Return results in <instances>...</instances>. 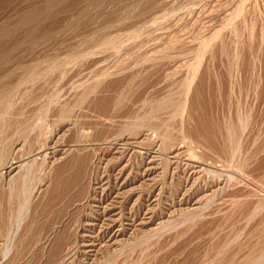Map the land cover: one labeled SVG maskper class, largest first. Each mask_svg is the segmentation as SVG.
Instances as JSON below:
<instances>
[{
  "label": "rangeland",
  "instance_id": "rangeland-1",
  "mask_svg": "<svg viewBox=\"0 0 264 264\" xmlns=\"http://www.w3.org/2000/svg\"><path fill=\"white\" fill-rule=\"evenodd\" d=\"M43 1L0 0V31L13 37L3 40L7 46L25 39L13 27L36 12L39 32H58L30 52L15 51L21 71L11 80L30 84L0 107V264H264V0H66L51 9L53 18L44 15ZM133 73L137 91L117 107L116 88ZM142 88L153 103L177 98L166 139L161 130L135 139L123 131ZM198 120L211 125L209 135L234 124L233 159L206 144L205 131L196 133ZM210 137L223 144L219 134ZM12 160L34 172L21 208L9 198L7 182L16 173L4 164Z\"/></svg>",
  "mask_w": 264,
  "mask_h": 264
},
{
  "label": "bare ground",
  "instance_id": "bare-ground-1",
  "mask_svg": "<svg viewBox=\"0 0 264 264\" xmlns=\"http://www.w3.org/2000/svg\"><path fill=\"white\" fill-rule=\"evenodd\" d=\"M47 1V0H46ZM66 0H52V1H47V2H44L45 3V6H44V15H46V17L47 18H49L50 17V15H52L51 14V12L52 13H55V12H53V11H51V9H53L55 6L56 7H58L57 5H60L62 2H65ZM148 1V0H147ZM152 1V0H151ZM55 2V3H54ZM92 2H94L95 3V0L93 1L92 0ZM92 2H91V4H92ZM43 3V4H44ZM93 3V4H94ZM152 3V2H151ZM43 4H42V6H43ZM91 4H89V5H91ZM41 5V4H40ZM151 5V4H150ZM68 6V5H67ZM76 6V5H75ZM92 6V5H91ZM140 6V5H139ZM55 7V8H56ZM70 7V6H69ZM72 7V6H71ZM74 7V6H73ZM89 7V6H88ZM87 7V8H88ZM136 7V6H135ZM37 9H38V6L36 7ZM55 8L53 9V10H55ZM58 8H60V9H62L60 6L58 7ZM57 8V9H58ZM36 9V10H37ZM40 9V8H39ZM43 9V8H42ZM59 10V9H58ZM58 10H55V11H58ZM69 10H71V8L69 9ZM135 10V9H134ZM139 10V9H138ZM39 11V10H38ZM51 11V12H50ZM66 11V9L64 10V12ZM36 12V11H35ZM42 12V11H41ZM63 12V13H64ZM135 12V11H134ZM138 12V11H137ZM57 14V13H56ZM82 14H84V13H82ZM134 14V13H133ZM43 15V14H42ZM69 15V14H68ZM71 15V14H70ZM135 15V14H134ZM134 15H132L133 17H134ZM145 15V14H144ZM41 15H40V13H38V12H36V13H33L32 15H31V17L30 18H28V19H26V20H24L23 22H21V23H19V24H17L15 27H13L12 29L14 30L13 32H16L17 31V33H21L20 32V30H23V31H25V33H26V35L24 34V36H25V39L22 41L21 40V46H20V44H15L14 46H12V47H10V45L9 46H7V44L5 43V42H3V40H6V38L8 39V38H13V37H11V32L9 31V29H4V30H1L0 31V107H1V105H2V107H3V104H4V102H6V101H8V100H11V99H13L15 96H16V94H17V92L19 91V88H20V86L22 87V84H24L25 82V84H30V83H28L27 82V80H29V79H22L19 75V78H21L20 80H18L17 82H13V81H15V80H11L12 78H14V77H16L15 76V74H17L16 73V69L18 70V71H21V70H19L18 69V66H17V68H16V66L15 65H13V61H14V54H15V51L17 52V50H19L20 48H28V52H30L29 51V49L31 50V48L33 47L34 48V46H37V45H39V44H41V43H44L45 41H47V40H49V39H52V38H55L56 37V35L58 34V32H54V31H52V32H48V30L46 31H41V32H39V30H38V26H36V23H37V20H38V17H40ZM53 16L54 15H52L50 18H53ZM79 16V15H78ZM45 17V18H46ZM120 17V16H119ZM118 17V18H119ZM125 17V16H124ZM127 17V16H126ZM129 17V16H128ZM131 17V16H130ZM132 17V18H133ZM42 18H44V17H42ZM120 19V18H119ZM118 19V20H119ZM124 19V18H123ZM40 20H41V17H40ZM129 20V19H128ZM131 20V19H130ZM136 20V19H135ZM139 20V19H138ZM46 21V20H45ZM121 21V20H120ZM116 22V21H115ZM119 22V21H118ZM125 22V21H124ZM128 22V21H127ZM122 24V23H121ZM136 24V23H135ZM41 25H42V23H41ZM67 25V24H66ZM124 25V24H123ZM126 25V24H125ZM124 25V26H125ZM65 27V26H64ZM63 27V28H64ZM121 27V26H120ZM124 28V27H123ZM135 28V27H134ZM12 29H11V27H10V30L12 31ZM146 29V28H145ZM63 29H61L60 31H62ZM19 31V32H18ZM22 31V32H23ZM59 31V32H60ZM102 32V31H101ZM125 32V31H124ZM128 32V31H127ZM103 33V32H102ZM101 33V34H102ZM142 33V32H141ZM14 34H16V33H14ZM23 34V33H22ZM21 34V35H22ZM98 34H100V33H98ZM98 34L97 33H94V36L92 37V38H94L95 37V35H97L98 36ZM104 35H105V33H103ZM14 37H15V35H13ZM23 36V37H24ZM58 36V35H57ZM106 36V35H105ZM22 37V36H21ZM102 37H103V35H102ZM107 37V36H106ZM143 37V36H142ZM96 38V37H95ZM95 38L93 39L94 41H96L95 40ZM104 38V37H103ZM108 38V37H107ZM113 38V37H112ZM129 38V37H128ZM99 39V38H98ZM97 39V40H98ZM102 39V38H101ZM106 39V38H105ZM119 39V38H118ZM9 40V39H8ZM10 41V40H9ZM8 41V42H9ZM180 41H182V40H180ZM98 42V41H97ZM96 42V43H97ZM106 42V41H105ZM108 42V41H107ZM178 42V41H177ZM209 42V41H208ZM11 43V42H10ZM99 43V42H98ZM101 43V42H100ZM102 43H104V41L102 42ZM111 43V42H110ZM132 43H134V42H132ZM162 43V42H161ZM164 43V42H163ZM12 44H13V42H12ZM144 44V43H143ZM172 44V43H171ZM195 45V44H194ZM210 45V44H209ZM41 46V45H40ZM109 46V45H108ZM115 46V45H114ZM158 46V45H157ZM171 46V45H170ZM42 47V46H41ZM143 47V46H142ZM176 47H178V46H176ZM36 48V47H35ZM202 48V47H201ZM136 49V48H135ZM197 49V48H196ZM33 50V49H32ZM108 50V49H107ZM27 51V50H26ZM117 51V50H116ZM122 51V50H121ZM194 51V50H193ZM161 52V51H160ZM130 53V52H129ZM113 54V53H112ZM142 54V53H141ZM188 54V53H187ZM118 55V54H117ZM165 55V54H164ZM170 55V54H169ZM173 55H174V53H173ZM25 56V55H24ZM125 56V55H124ZM155 56V55H154ZM163 56V55H162ZM137 57V56H136ZM167 57V56H166ZM169 57V56H168ZM15 58H17V57H15ZM23 58V57H22ZM148 58V57H147ZM24 59V58H23ZM23 59H21V60H23ZM138 59V58H137ZM146 59V58H145ZM144 59V60H145ZM177 59V58H176ZM16 60V59H15ZM19 60V59H18ZM17 60V61H18ZM134 60V59H133ZM136 60V59H135ZM139 60V59H138ZM154 60V59H153ZM20 61V60H19ZM49 61V60H48ZM52 61V60H51ZM16 62V61H15ZM45 62V61H44ZM47 62V61H46ZM132 62H134V61H132ZM131 62V63H132ZM173 62V61H172ZM178 62V61H177ZM233 62V61H232ZM20 63H22V61H20ZM48 63V62H47ZM148 63V62H147ZM165 63V62H164ZM175 63V62H174ZM15 64V63H14ZM35 64V63H34ZM39 64V63H38ZM37 64V65H38ZM135 64H137V63H135ZM151 64V63H150ZM149 64V65H150ZM156 64V63H155ZM200 64V63H199ZM233 64V63H232ZM235 64V63H234ZM17 65H19V66H21L20 64H17ZM30 65V64H29ZM31 65H33V63L31 62ZM30 65V66H31ZM36 65V64H35ZM35 65H33V66H35ZM36 65V66H37ZM71 65V64H70ZM134 65V64H133ZM132 65V66H133ZM140 65V64H139ZM23 66H25V64L23 65ZM30 66H28V67H30ZM135 66V65H134ZM148 66V65H147ZM162 66V65H161ZM229 66V65H228ZM233 66V65H232ZM27 67V68H28ZM38 67H40V65L38 66ZM38 67H37V69H38ZM76 67V66H75ZM131 67V66H130ZM144 66H142V68H143ZM159 67V66H158ZM183 67V66H182ZM19 68H21V67H19ZM25 68H26V66H25ZM36 68V67H35ZM44 68V67H43ZM126 68V67H125ZM231 68V67H230ZM41 69V68H40ZM39 69V70H40ZM71 69V68H70ZM135 69V68H134ZM159 69V68H158ZM24 70V69H23ZM30 70H32L33 71V69H30ZM69 70V69H68ZM128 70V69H127ZM127 70H126V72H127ZM130 70V69H129ZM132 70V69H131ZM130 70V71H131ZM144 70V69H143ZM17 71V72H18ZM43 71H44V69H43ZM50 71V70H49ZM71 71V70H70ZM92 71V70H91ZM174 71V70H173ZM177 71V70H176ZM225 71V70H224ZM23 72V71H22ZM25 72H26V70H25ZM29 72H31V71H29ZM34 72V71H33ZM36 72V71H35ZM34 72V73H35ZM38 72V71H37ZM40 72H42V71H40ZM48 72V71H47ZM93 72V71H92ZM124 72V71H123ZM122 72V73H123ZM141 72V71H140ZM156 72V71H155ZM228 72V71H227ZM234 72V71H233ZM19 73H21V72H19ZM27 73H28V71H27ZM49 73V72H48ZM89 73V72H88ZM129 73V72H128ZM132 73V72H131ZM139 73V72H138ZM230 73V72H229ZM21 74H23V73H21ZM20 74V75H21ZM26 74V73H25ZM32 74V73H31ZM70 74V73H69ZM75 74V73H74ZM86 74V73H85ZM42 75V74H41ZM40 74H39V77L41 76ZM82 76L84 75L83 73L81 74ZM128 74H126L125 75V77L127 76ZM18 76H17V78H18ZM27 76H30L29 75V73H28V75ZM27 76H26V78H27ZM117 76H119V75H117ZM139 76H141V74H139ZM144 76V75H143ZM229 76V75H228ZM22 77H24V76H22ZM31 77V76H30ZM71 77V76H70ZM73 77V76H72ZM99 77V76H98ZM97 77V78H98ZM101 77V76H100ZM108 77V76H107ZM157 77V76H156ZM164 77V76H163ZM208 77H210V75L208 76ZM25 78V77H24ZM37 78V76H35V78H33V76H32V79L31 80H33V79H36ZM67 78V77H66ZM95 78V77H94ZM106 78V77H105ZM136 78H137V76H136V74L134 75V73L133 74H130L128 77H127V80H126V82H125V85L122 87V90H120V91H118V89L116 88V95H114L115 96V103L114 104H117V107H119L120 106V104H121V101H123L124 102V98H126V97H129V102H130V96H127L129 93H132V92H134V91H137V90H134V87H135V85L137 86V84H135V82L137 81L136 80ZM153 78V77H152ZM158 78V77H157ZM235 78V77H234ZM93 79V78H92ZM103 79V78H102ZM111 79V78H110ZM140 79V78H139ZM145 79V78H144ZM155 79V78H154ZM31 80H30V82H31ZM70 80V79H69ZM78 80V79H77ZM106 80V79H105ZM108 80V79H107ZM113 80V79H112ZM147 80V79H146ZM200 80V79H199ZM38 81V80H37ZM37 81H36V83H37ZM41 81V80H40ZM44 81V80H43ZM66 81V80H65ZM76 81V80H75ZM95 81V84L94 85H96V82L97 83H99L100 81L99 80H94ZM104 81V80H103ZM125 81V80H124ZM140 81V80H139ZM139 81H137V82H139ZM150 81V80H149ZM89 82V81H88ZM102 82V81H101ZM115 82H116V80H115ZM117 82H119V81H117ZM32 83V82H31ZM33 83H34V85H36L35 84V82H34V80H33ZM32 83V84H33ZM168 83V82H167ZM200 83V82H199ZM234 83V82H233ZM242 83V82H241ZM240 83V84H241ZM74 84V83H73ZM108 83L106 82V85H107ZM139 84V86H140V83H138ZM143 84V83H142ZM169 84V83H168ZM190 84V83H189ZM34 85H32V87H34ZM79 85V84H78ZM98 85V84H97ZM101 85V84H100ZM123 85V84H122ZM163 85V84H162ZM165 85V84H164ZM174 85V84H173ZM218 85V84H217ZM225 85V84H224ZM37 86V85H36ZM39 86V85H38ZM75 86V85H74ZM93 86V85H92ZM108 86V85H107ZM110 86V85H109ZM111 86H112V84H111ZM117 86V85H116ZM145 86V85H144ZM156 86V85H155ZM220 86V85H219ZM251 86V85H250ZM23 87H24V85H23ZM22 87V88H23ZM25 87H28V86H26L25 85ZM31 87V88H32ZM99 87V86H98ZM120 87H121V85H120ZM148 87V86H147ZM149 87H150V85H149ZM149 87L147 88V89H149ZM152 87V86H151ZM150 87V88H151ZM167 87V86H166ZM183 87H185V86H183ZM188 87V86H187ZM190 87V86H189ZM22 88H20L22 91H23V89ZM35 88V87H34ZM34 88H32V89H34ZM79 88V87H78ZM114 88H115V85H114ZM145 88H146V86H145ZM169 88V87H168ZM182 88V87H181ZM193 88V87H192ZM210 88V87H209ZM236 88V87H235ZM27 89H29V88H27ZM93 89V88H92ZM96 89L98 90V88L96 87ZM103 89V88H102ZM106 89H107V87H106ZM109 89V88H108ZM112 89H113V87H112ZM136 89V88H135ZM140 89V88H139ZM143 89V88H142ZM152 89V88H151ZM223 89V88H222ZM68 90V89H67ZM79 90V89H78ZM80 90H81V88H80ZM95 90V89H94ZM93 90V91H94ZM96 90V91H97ZM100 90H101V88H100ZM110 90H111V88H110ZM141 90V89H140ZM144 90V89H143ZM171 90V89H170ZM178 90V89H177ZM187 89H185V91H186ZM250 90V89H249ZM26 91V90H25ZM24 91V92H25ZM152 91H154V90H152ZM236 91V90H235ZM22 93V92H20V93H22V95L23 94H25V93ZM28 92V91H27ZM26 92V93H27ZM31 92V91H30ZM47 92V91H46ZM73 92V91H72ZM83 92V91H82ZM103 92V91H102ZM110 92V91H109ZM150 92V90L148 91V93ZM165 92H167V90L165 91ZM178 92V91H177ZM176 92V93H177ZM181 92V95H182V92H183V90L182 91H180ZM19 93V94H20ZM33 93V92H32ZM87 93V92H86ZM135 93V92H134ZM146 93H147V90H144V91H142L140 94H139V96H135L136 97V99H135V97H134V99H135V105H136V107H137V111H135L134 113H136L135 115L133 114V115H130V113H129V116L127 117V121L125 120V129L123 130L124 132H126V133H128L129 135H131L132 136V138H134L135 136H137V135H140V134H142V135H148V134H150V133H156V132H158L159 134H161L162 133V138L163 139H166L167 137H168V127H167V122H168V119H170V115H171V113H169L170 112V109H172L173 110V108L175 109V106H174V103L177 101L176 99V97L173 95V93H172V95L175 97V102H174V97H173V100L171 99V98H169L168 100H167V97H165L166 98V100H164L165 98H161V99H163V101H160V100H158L157 101V98H156V103H153L152 101L153 100H151V98L152 97H154V96H152L150 99H148V98H146L145 97V95H146ZM147 93V94H148ZM161 93H163V92H161ZM184 93H186V92H184ZM183 93V94H184ZM230 93V92H229ZM255 93V92H254ZM18 94V95H19ZM34 94V93H33ZM82 94V93H81ZM84 94H85V91H84ZM109 94V93H108ZM107 94V95H108ZM150 94V93H149ZM153 94H154V92H153ZM21 95V96H22ZM45 95V94H44ZM68 95H70V94H68ZM98 95H100V94H98ZM151 95V94H150ZM169 94L167 93V96H168ZM177 95V94H176ZM179 95H180V93H179ZM79 96V95H78ZM156 96V95H155ZM186 96V95H185ZM199 96V95H198ZM70 97V96H69ZM79 97H81V96H79ZM78 97V101L80 100V98ZM84 97L85 96H83V99H84ZM88 97V96H87ZM86 97V98H87ZM103 97V96H102ZM110 97V96H109ZM172 97V96H171ZM210 97V96H209ZM23 98V97H22ZM51 98V97H50ZM179 98V97H178ZM15 99V98H14ZM13 99V100H14ZM58 99V98H57ZM83 99H81L82 100V102H83ZM106 99H107V97H106ZM154 99H155V97H154ZM160 99V98H159ZM180 99V98H179ZM256 99V98H255ZM23 100V99H22ZM21 100V101H22ZM43 100V99H42ZM48 100H49V98H48ZM85 100V99H84ZM104 100V99H103ZM110 100V99H109ZM126 100V101H127ZM132 100V99H131ZM50 101V100H49ZM49 101H48V103H49ZM53 101V100H52ZM63 101V100H62ZM86 101V100H85ZM104 101H106V100H104ZM113 101V100H112ZM232 101V100H231ZM40 102V101H39ZM55 102H57V101H55ZM81 101H80V103H82ZM111 102V101H110ZM123 102H122V104H123ZM155 102V101H154ZM178 102V101H177ZM36 103H38V102H36ZM44 104H45V102H43ZM47 103V104H48ZM51 103V102H50ZM97 103V102H96ZM113 103V102H112ZM186 103V102H185ZM205 103V102H204ZM239 103V102H238ZM54 104V103H53ZM56 104H58V103H56ZM109 104V103H108ZM118 104H119V106H118ZM121 104V105H122ZM182 104V103H181ZM180 104V105H181ZM228 104V103H227ZM234 104V103H233ZM29 105V104H28ZM88 105V104H87ZM97 105V104H96ZM107 105V104H106ZM113 105V104H112ZM132 105V104H131ZM176 105V104H175ZM185 105V104H184ZM184 105L182 104V108L184 107ZM192 104H190V106H191ZM196 105V104H195ZM43 106V105H42ZM47 106L48 105H46V108H47ZM59 106V105H58ZM110 106H111V104H110ZM114 106V105H113ZM116 106V105H115ZM115 106H114V108H115ZM125 106V105H124ZM130 106V105H129ZM133 106H134V104H133ZM206 106V105H205ZM208 106V105H207ZM229 106V105H228ZM44 107V106H43ZM66 107V106H65ZM116 107V108H117ZM135 107V106H134ZM177 107H179V104L177 105ZM197 107V106H196ZM42 108V107H41ZM85 108V107H84ZM83 108V109H84ZM115 108V109H116ZM126 108V107H125ZM132 108V107H131ZM180 108H181V106H180ZM180 108H178V109H180ZM215 108V107H214ZM89 109V108H88ZM121 109V108H120ZM134 109V108H133ZM38 110H41V109H38ZM66 110V109H65ZM99 110V109H98ZM110 110V109H109ZM136 110V109H135ZM210 110V109H209ZM228 110V109H227ZM42 111V110H41ZM43 111H44V109H43ZM123 111V110H122ZM180 111V110H179ZM245 111V110H244ZM37 112H40V111H37ZM45 112V111H44ZM49 112V111H48ZM52 112V111H51ZM60 112V111H59ZM117 112V111H116ZM120 112V111H119ZM174 112H176V113H179L178 111H177V109H175L174 110ZM182 112H183V110H182ZM186 112V111H185ZM195 112V111H194ZM58 113V112H57ZM63 113V112H62ZM62 113H61V115H62ZM65 113V112H64ZM202 113V112H201ZM93 114V113H92ZM116 114V113H115ZM183 114V113H182ZM23 115H25V114H23ZM59 115V114H58ZM102 115H103V113H102ZM123 115V114H122ZM0 116H1V114H0ZM22 116V115H21ZM125 116V115H124ZM127 116V115H126ZM165 116V119L163 120L162 119V117H164ZM196 116V115H195ZM237 116V115H236ZM245 116H246V114H245ZM60 117V119H61V116H59ZM84 117V116H83ZM114 117H115V115H114ZM179 117V116H178ZM185 117V116H184ZM39 118V117H38ZM42 118V116L40 117V119ZM43 118H44V114H43ZM103 118V117H102ZM109 118V117H108ZM113 118V117H112ZM118 118V117H117ZM180 118H181V116H180ZM193 118H194V116H193ZM200 118H201V116H200ZM21 119V118H20ZM40 119H37V120H39V122H40ZM59 119V120H60ZM105 119V118H104ZM119 119V118H118ZM179 119V118H178ZM185 119V118H184ZM196 119H197V117H196ZM195 119V120H196ZM9 120H10V118H9ZM17 120V119H16ZM33 120V119H32ZM44 120V119H43ZM43 120H41V122H43ZM106 120H108V119H106ZM110 120H111V122H112V119L110 118ZM113 120H115L114 118H113ZM123 120H124V118H123ZM227 120V119H226ZM28 121V120H27ZM35 121H36V117H35ZM209 121V120H208ZM242 121V120H241ZM247 121V120H246ZM253 121V120H252ZM38 122V121H37ZM40 122V123H41ZM107 122H109V120L107 121ZM182 122V121H181ZM180 122V123H181ZM247 122H250V121H247ZM11 123V122H10ZM16 123H17V121H16ZM24 123V122H23ZM34 123V122H33ZM55 123H57V122H55ZM105 123H106V121H105ZM196 123V122H195ZM37 124V123H36ZM111 124V123H110ZM186 124V123H185ZM19 125V124H18ZM34 125V124H33ZM39 125V124H38ZM42 125V124H41ZM120 125V124H119ZM191 125V124H190ZM214 125V124H213ZM213 125H212V127H213ZM226 125V124H225ZM230 125V123L228 124V126ZM232 125V124H231ZM241 125V124H240ZM11 126H13V125H11ZM186 126V125H185ZM197 128H196V133L197 132H204L205 131V137H203V138H205L206 140H207V142H205L206 144H209L210 146H214L215 145V147H217L216 148V150L218 149L219 151H220V153L219 154H224L223 156H227V155H229V157L231 156V154L233 153L234 154V152L233 151H235V150H233L232 151V149L230 148V146H232V145H230L229 144V142H231V139H232V135H234L233 133H234V131H232L233 130V128H234V124H233V127L230 129V128H228V130L226 131V130H224V128H223V130H221L222 132L224 131L225 132V134H222L219 130H215L216 129V127H213V130H215V135L216 134H219V137H220V139L222 140V143L223 144H221V145H218L217 143L219 142H217V138H215L214 136V131H213V133L212 132H210V134L212 133V135H209V134H207L206 133V130H209V128H211V125L207 122H205V120L204 121H202V120H198L197 121ZM207 126V127H206ZM227 126V127H228ZM237 126V125H236ZM257 126V125H256ZM35 127V126H34ZM46 127V126H45ZM44 127V128H45ZM194 127V126H193ZM220 127V126H219ZM245 127V126H244ZM252 127V126H251ZM19 128V127H18ZM43 128V129H44ZM218 128V127H217ZM238 128V127H237ZM19 129H21V128H19ZM34 129V128H33ZM35 129H36V127H35ZM79 129V128H78ZM193 129V128H192ZM226 129V128H225ZM24 130V129H23ZM40 130H41V128H40ZM97 130V129H96ZM160 130H161V133H160ZM180 130H181V128H180ZM194 130V129H193ZM235 130V129H234ZM242 130V129H241ZM35 131V130H34ZM188 131V130H187ZM217 131H219L218 133H216ZM14 132V131H13ZM150 132V133H149ZM188 132H190V131H188ZM192 132V131H191ZM233 132V133H232ZM2 133V132H1ZM19 133V132H18ZM54 133V132H53ZM122 133L123 132H121V135H122ZM145 133H148V134H145ZM194 133V132H193ZM192 133V134H193ZM202 133H201V135H202ZM243 133V132H242ZM3 134V133H2ZM14 134V133H13ZM22 134V133H21ZM27 134V133H26ZM40 134V133H39ZM236 132H235V135L233 136V139L235 138V136H236ZM240 134V133H239ZM15 135V134H14ZM28 135V134H27ZM38 135V134H37ZM42 135V134H41ZM157 136H158V134H156ZM190 135H191V133H190ZM207 135V136H206ZM3 136H5V135H3ZM8 136V135H7ZM12 136V135H11ZM124 136V135H123ZM153 136V138H154V134H152L151 135V137ZM160 136V135H159ZM187 136V135H186ZM188 136H189V134H188ZM194 136V135H193ZM210 136H213L214 137V141H216V144L215 143H213L214 141L212 140L213 138H211ZM244 136V135H243ZM110 137V136H109ZM128 137H130V136H128ZM156 137V136H155ZM199 137V136H198ZM217 137H218V135H217ZM4 138V137H3ZM162 138H161V141H162ZM183 138V137H182ZM181 138V139H182ZM186 138V137H185ZM195 138V137H194ZM197 138V137H196ZM20 139V138H19ZM35 139H37V138H35ZM41 139V138H40ZM120 139V138H119ZM135 139V138H134ZM155 139H157V138H155ZM232 139V140H233ZM237 139V137L235 138V141H238V140H236ZM4 140V139H3ZM148 140V139H147ZM158 140V139H157ZM156 140V141H157ZM183 140V139H182ZM181 140V141H182ZM205 140V141H206ZM2 140H0V142H1ZM114 141V140H113ZM142 141V140H141ZM150 141V140H149ZM204 141V140H203ZM202 141V142H203ZM10 142V141H9ZM14 142V141H13ZM12 142V143H13ZM35 142V141H34ZM33 142V143H34ZM160 142V141H159ZM163 142V141H162ZM185 142H186V140H185ZM185 142H184V144H185ZM200 142V141H199ZM233 142V141H232ZM15 143V142H14ZM133 143V142H132ZM139 143V142H138ZM221 143V142H220ZM235 143V142H234ZM143 144V143H142ZM151 144V143H150ZM200 144V143H199ZM202 144V143H201ZM205 144V145H206ZM252 144V143H251ZM4 145H6V144H4ZM10 145V144H9ZM127 145H129V143L127 144ZM159 145V144H158ZM166 145V144H165ZM181 145V144H180ZM179 145V146H180ZM189 145H191L190 144V142H189ZM195 145H196V143H195ZM204 144H202V146H205ZM237 145V144H236ZM236 145L234 144V147H236ZM258 145V144H257ZM13 146V145H12ZM31 146V145H30ZM45 146H46V144H45ZM136 146V145H135ZM134 146V147H135ZM138 146V145H137ZM136 146V147H137ZM143 146V145H142ZM150 146V145H149ZM155 146H156V144H155ZM162 146H164V145H162ZM199 146H201V145H199ZM208 146V145H207ZM206 146V147H207ZM240 146H241V144H240ZM3 147V146H2ZM141 147V146H140ZM152 147H154V146H152ZM177 147V146H176ZM191 147V146H190ZM197 147H198V145H197ZM257 147V146H256ZM8 148V147H7ZM144 148V147H143ZM159 148V147H158ZM162 148V150H164L165 151V149H163L164 147H161ZM171 148V147H170ZM189 148V147H188ZM201 148V147H200ZM209 148V147H208ZM250 148V147H249ZM155 149V148H154ZM179 149V148H178ZM193 149V148H192ZM192 149H191V152H193L192 151ZM235 149V148H234ZM3 150V149H2ZM5 150V149H4ZM3 150V151H4ZM10 150V149H9ZM157 150V149H156ZM175 150V149H174ZM202 150V149H201ZM205 150H211V149H205ZM217 150V151H218ZM237 150V149H236ZM252 150V149H251ZM17 151V150H16ZM99 151V150H98ZM163 151V152H164ZM171 151V150H170ZM84 152V151H83ZM189 152V151H188ZM197 152V151H196ZM195 152V153H196ZM240 152V151H239ZM262 152V151H261ZM2 152L0 151V154H1ZM5 154H6V152H4ZM4 153H2V154H4ZM171 153V152H170ZM178 153V152H177ZM181 153V152H180ZM235 153H236V151H235ZM257 153V152H256ZM12 154V153H11ZM16 154V153H15ZM23 154V153H22ZM30 154V153H29ZM209 154V153H208ZM217 154H218V152H217ZM218 154V155H219ZM232 154V157H235L234 155ZM239 154V153H238ZM237 154V155H238ZM78 155V154H77ZM236 155V156H237ZM240 155V154H239ZM242 155V154H241ZM256 155V154H255ZM6 156V155H5ZM152 156V155H151ZM166 156V155H165ZM178 156V155H177ZM181 156V155H180ZM187 156V155H186ZM192 156H194V154L192 155ZM196 156V155H195ZM193 157V159L195 158V161H196V157H198V156H196V157ZM202 156V155H201ZM200 156V157H201ZM250 156V155H249ZM8 157V156H7ZM6 157V158H7ZM20 157V156H19ZM45 157V156H44ZM153 157V156H152ZM156 157V156H155ZM154 157V158H155ZM168 157V156H167ZM175 157V156H174ZM187 157H189V155L187 156ZM221 157V156H220ZM232 157H230V159H233ZM3 158V157H2ZM18 158V157H17ZM169 158H171V157H169ZM224 158V157H223ZM226 158V157H225ZM241 158V157H240ZM8 159V158H7ZM79 159V158H78ZM155 159H157V158H155ZM192 158H191V160H193ZM200 159V158H199ZM221 159H222V157H221ZM227 159V158H226ZM230 159H227V160H229V162L231 161ZM70 160H72V159H70ZM154 160V159H153ZM189 160V159H188ZM198 160V159H197ZM212 160V159H211ZM211 160H210V162H211ZM243 160V159H242ZM256 160V159H255ZM24 161V160H23ZM165 161H167V160H165ZM169 161V160H168ZM199 161V160H198ZM213 161V160H212ZM248 161V160H247ZM0 162H2V161H0ZM6 162V161H5ZM4 162V163H5ZM22 161H14L13 162V160L12 161H10V162H7V163H5L4 165L6 166V169L8 170V171H6V172H8L9 174L10 173H12L13 171H14V173H16L13 177H9L10 178V180H9V182H7V183H9L8 185L10 186V191H9V198H10V200H12L13 202H15V204L17 205L18 204V206L19 205H23L24 204V206H25V202L27 201V199L28 198H30V197H28V196H30V194H31V190L30 191H28L29 190V188L27 189V186H26V179H27V177H28V174L30 173V172H33L32 170H30L31 168H29V170L28 171H30L29 173H28V171H26V172H24V170H23V174H18L19 173V171L21 170V168H22V163H21ZM26 162V161H25ZM31 162V161H30ZM73 162V161H72ZM81 162V161H80ZM178 162V161H177ZM197 162V161H196ZM195 162V163H196ZM220 162V161H219ZM225 162H227V161H225ZM34 163V162H33ZM151 163V162H150ZM153 163V162H152ZM164 163V162H163ZM209 163V162H208ZM215 163V162H214ZM220 163H222V162H220ZM224 163V162H223ZM241 163V162H240ZM250 163V162H249ZM3 164V163H2ZM24 164V163H23ZM26 164V163H25ZM24 164V165H25ZM31 164V163H30ZM36 164V163H35ZM64 164V163H63ZM66 164H68V163H66ZM165 164V163H164ZM167 164V163H166ZM206 164V163H205ZM216 164V163H215ZM227 164H229V163H227ZM226 164V165H227ZM230 164H232V163H230ZM229 164V165H230ZM24 165H23V167H24ZM26 165H29V164H26ZM208 165V164H207ZM206 165V166H207ZM212 163L209 165V166H211L212 167ZM223 165V164H222ZM240 165V164H239ZM243 165V164H242ZM246 165V164H245ZM254 165V164H253ZM4 166V167H5ZM33 166V164H31V167ZM38 166V165H37ZM186 166V165H185ZM202 166V165H201ZM234 166H236V165H234ZM30 167V166H29ZM83 167V166H82ZM198 167V166H197ZM213 167H215V166H213ZM219 167V166H218ZM244 167V166H243ZM253 167V166H252ZM260 167V166H259ZM33 168V167H32ZM63 168V167H62ZM70 168V167H69ZM186 168V167H185ZM221 168H224V166L222 167L221 166ZM236 168V167H235ZM240 168V167H239ZM38 169H40V168H38ZM61 169V168H60ZM59 169V170H60ZM199 169V168H198ZM243 169V168H242ZM21 170V171H22ZM25 170H27V169H25ZM34 170H36L37 171V173H38V170L37 169H34ZM65 170V169H64ZM75 170V169H74ZM177 170V169H176ZM205 170H206V168H205ZM216 170V169H215ZM236 170V169H235ZM16 171V172H15ZM207 171V170H206ZM209 171V170H208ZM210 171H211V169H210ZM210 171H209V173H210ZM203 172H205V171H203ZM256 172V171H255ZM263 172V171H262ZM7 173V174H8ZM34 173V172H33ZM37 173L36 174H34L35 175V177L37 176ZM168 173V172H167ZM207 172H205V174H206ZM211 173L212 174H214L213 176H217V174H215V171H214V173L211 171ZM217 173V172H216ZM242 173V172H241ZM5 174V173H4ZM83 174V173H82ZM144 174H146V173H144ZM208 174V173H207ZM211 174V175H212ZM218 174H219V172H218ZM222 175V174H221ZM220 175V176H221ZM212 176V177H213ZM34 177V176H33ZM34 177V178H35ZM78 177V176H77ZM247 177V176H246ZM167 178V177H166ZM217 178V177H216ZM33 179V178H32ZM91 179V178H90ZM214 179V178H213ZM227 179H230V178H227ZM218 180V179H217ZM220 180V179H219ZM219 180H218V182H219ZM238 180V179H237ZM206 181H207V179H206ZM206 181H205V183H206ZM214 181V180H213ZM3 182V181H2ZM31 182H33V181H31ZM67 182V181H66ZM73 182V181H72ZM225 182H226V180H225ZM35 183H36V181H35ZM56 183V182H55ZM236 183V182H235ZM74 184V183H73ZM33 185V184H32ZM31 185V186H32ZM146 185V184H145ZM156 185H157V183H156ZM208 185V184H207ZM59 186V185H58ZM151 186V185H150ZM242 186V185H241ZM29 187V186H28ZM7 188V187H6ZM32 187H30V189H31ZM68 188V187H67ZM240 188V187H239ZM34 189V188H33ZM61 190V189H60ZM59 190V191H60ZM224 190V189H223ZM6 191V190H5ZM66 191V190H65ZM186 191V190H185ZM2 192V191H1ZM28 192H30V194L28 193ZM219 192V191H218ZM235 192V191H234ZM244 192V191H243ZM257 192V191H256ZM255 192V193H256ZM4 193V192H3ZM214 193V192H213ZM246 193V192H245ZM29 194V195H28ZM64 195H65V193H64ZM205 195V194H204ZM209 195V194H208ZM212 195V194H211ZM247 195V194H246ZM123 196V195H122ZM214 196V195H213ZM216 196V195H215ZM218 196V195H217ZM44 197V196H43ZM250 197V196H249ZM1 198V197H0ZM101 198V197H100ZM29 200V199H28ZM31 200V199H30ZM64 200V199H63ZM97 200V199H96ZM201 200V199H200ZM199 200V201H200ZM123 201V200H122ZM10 202V201H9ZM114 202V201H113ZM120 202V201H119ZM203 202V201H202ZM226 202V201H225ZM229 202V201H228ZM263 202V201H262ZM28 203V202H27ZM26 203V204H27ZM60 203V202H59ZM211 203V202H210ZM221 203V202H220ZM222 204V203H221ZM210 205V204H209ZM235 205V204H234ZM27 206V205H26ZM34 206V205H33ZM114 206V205H113ZM215 206V205H214ZM20 208H21V206H19ZM221 207V206H220ZM234 207V206H233ZM23 208V207H22ZM106 208V207H105ZM262 208V207H261ZM203 209V208H202ZM123 210V209H122ZM200 210V209H199ZM215 210V209H214ZM19 211V210H18ZM21 211H22V209H21ZM47 211V210H46ZM196 211V210H195ZM208 211V210H207ZM149 212V211H148ZM257 212H259V211H257ZM23 213V212H22ZM184 213V212H183ZM192 213V212H191ZM17 214V213H16ZM254 214V213H253ZM1 215V214H0ZM18 215V214H17ZM200 215H201V213H200ZM242 215V214H241ZM240 215V216H241ZM237 216V215H236ZM17 217H19V216H17ZM104 217V216H103ZM109 217V216H108ZM125 217V216H124ZM184 217V216H183ZM181 218V217H180ZM228 218V217H227ZM234 218V217H233ZM2 220V219H1ZM4 220V219H3ZM113 220V219H112ZM185 220V219H184ZM3 222V221H2ZM116 222V221H115ZM192 222V221H191ZM8 223V222H7ZM161 223V222H160ZM260 223V222H259ZM3 224V223H2ZM113 224V223H112ZM170 225V224H169ZM36 226V225H35ZM178 226V225H177ZM180 227V226H179ZM109 228V227H108ZM181 228V227H180ZM168 229V228H167ZM190 229V228H189ZM124 230V229H123ZM102 231V230H101ZM100 231V232H101ZM262 231V230H261ZM169 233V232H168ZM181 233H183V232H181ZM150 235V234H149ZM153 236V235H152ZM32 239V238H31ZM35 239V238H34ZM157 239V238H156ZM20 240V239H19ZM35 241V240H34ZM59 241V240H58ZM139 241V240H138ZM88 242V241H87ZM253 242V241H252ZM73 243V242H72ZM135 243V242H134ZM149 243V242H148ZM249 243V242H248ZM147 244V243H146ZM217 244V243H216ZM24 245V244H23ZM83 245V244H82ZM231 247V246H230ZM258 247V246H257ZM222 248V247H221ZM250 248V247H249ZM55 249V248H54ZM254 250V249H253ZM18 251V250H17ZM63 251V250H62ZM252 251V250H251ZM28 252V251H27ZM45 252V251H44ZM221 252V251H220ZM233 252V251H232ZM245 252V251H244ZM5 253V252H4ZM8 253V252H7ZM6 253V254H7ZM64 253V252H63ZM231 253V252H230ZM65 254V253H64ZM249 254V253H248ZM251 254V253H250ZM5 256V255H4ZM4 256L3 257H1L2 258V260H3V258H4ZM28 256V255H27ZM117 256V255H116ZM216 256V255H215ZM50 257V256H49ZM113 257V256H112ZM236 257V256H235ZM248 257V256H247ZM254 257V256H253ZM252 257V258H253ZM259 258V257H258ZM245 259V258H244ZM255 259V258H254ZM19 260V259H18ZM253 260V259H252ZM248 261L247 260V262H253V261ZM17 261V260H16ZM54 261V260H53ZM106 261V260H105ZM219 261V260H218ZM236 261V260H235ZM221 262V261H220ZM229 263H231V261H228ZM234 262V258H233V261H232V263ZM239 262H241V261H239ZM246 262V263H247ZM231 263V264H232ZM242 263H244V262H242ZM257 263V262H256ZM13 264V263H12ZM238 264V263H237ZM245 264V263H244ZM255 264V263H254Z\"/></svg>",
  "mask_w": 264,
  "mask_h": 264
}]
</instances>
